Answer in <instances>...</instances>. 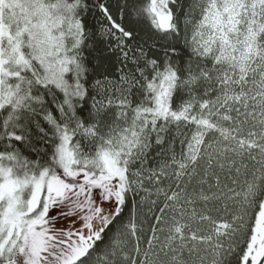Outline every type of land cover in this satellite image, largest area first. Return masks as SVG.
I'll return each mask as SVG.
<instances>
[{
	"label": "snow or ice",
	"instance_id": "snow-or-ice-1",
	"mask_svg": "<svg viewBox=\"0 0 264 264\" xmlns=\"http://www.w3.org/2000/svg\"><path fill=\"white\" fill-rule=\"evenodd\" d=\"M0 264H264V0H0Z\"/></svg>",
	"mask_w": 264,
	"mask_h": 264
},
{
	"label": "trees",
	"instance_id": "trees-1",
	"mask_svg": "<svg viewBox=\"0 0 264 264\" xmlns=\"http://www.w3.org/2000/svg\"><path fill=\"white\" fill-rule=\"evenodd\" d=\"M102 47H103V45H98L97 52H96L94 55H96V56L101 55L99 49L102 48ZM130 208H131V206L129 205V207L125 209V212H124L123 216L120 218V220L118 221L117 226H118L120 223H123V222H125V221L127 220L128 215H129ZM145 211H146V209L141 210V219L144 218V217H143V212H145ZM148 226H149V224L146 223V224H145V228H147ZM109 234H111V233H109Z\"/></svg>",
	"mask_w": 264,
	"mask_h": 264
}]
</instances>
